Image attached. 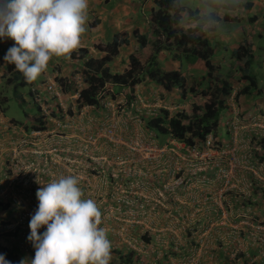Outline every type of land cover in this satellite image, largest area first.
Wrapping results in <instances>:
<instances>
[{
  "label": "rangeland",
  "instance_id": "374dc122",
  "mask_svg": "<svg viewBox=\"0 0 264 264\" xmlns=\"http://www.w3.org/2000/svg\"><path fill=\"white\" fill-rule=\"evenodd\" d=\"M124 1L100 0L96 7L90 2L86 23L89 33L126 32L132 43H135L136 33L150 37L145 15L154 6L152 0ZM241 1L236 13L227 12L231 21L214 24V32L206 30L210 23L202 24L197 35L205 33V38L215 48L214 65L223 68L218 77L228 76L231 71L238 75L230 80L233 92L228 99L229 109L219 122L215 146L220 149L234 145L237 150L239 164L235 184L240 191H246V198L256 187L255 199L248 205L240 201L242 198L234 197L236 190L231 196L223 197V201L236 202L235 205H214L222 184L210 168L200 172L208 181L201 176L188 178L185 174L179 175L182 180L185 177L190 179L179 189H174L175 175L173 177L172 171L164 176L158 174L167 160L170 169L178 162L173 156L160 159V155L148 150L168 142L163 138L156 140L154 134L145 130L142 119L155 116L152 111L160 106L186 113L193 102H201V99L188 95V100L183 103L178 99L179 91L171 95L162 94L161 88L152 83L136 86L131 96L127 88H120L113 94L110 92L105 103L111 106L104 107L102 111L84 109L78 113L72 108V101H68L66 96L63 98L67 107L65 111L84 123L82 130L75 133L79 137L85 136L90 142L84 145L70 133L66 143L74 154L67 155L80 166L71 170L69 175L78 178L83 198L97 202L102 213L99 227L107 232L112 245L111 254L112 251H134L139 257L138 264H243V257H238L240 254L249 263L253 259L264 261V203L260 201L264 191V162L256 158L259 148L253 141L264 138V102L254 98L255 92L252 96L237 95L245 83L238 82L237 62L231 56L239 46L248 47L251 53L261 52L262 59L258 61L255 73L264 84V0ZM182 4L191 9L198 8L200 16L208 13L205 5L197 0H182ZM136 7L140 11H136ZM217 14L223 17V12ZM251 19H255L253 23H250ZM183 23L188 25L192 22L184 20ZM87 46L90 57H99L93 44ZM78 49L70 54V57L75 55V60L70 58L61 64H49L45 71L47 76L54 72L67 76L72 88L67 92L70 95L81 82L80 71L86 60H79ZM132 53V45L121 48L111 72L128 69V56ZM189 67L191 69L185 68L183 72L188 85L205 77L200 64H189ZM42 79L41 75L32 84L36 85ZM21 80L26 87L19 84L15 88L8 86L5 79L0 83V245L14 255V264H20L24 258L30 264L35 249L28 240L29 222L38 207L36 192L62 176L61 171L51 164L56 158L50 153L51 135L46 131L39 135L30 132L34 129L26 116L44 119L40 111L37 113L28 94L30 83L23 75ZM204 83H210V80L206 78ZM108 90L113 91V88L107 87ZM2 97L5 103H1ZM50 105L58 104L52 100ZM37 127H40L39 123ZM233 127L236 128V136ZM108 130H112L110 136ZM103 133L105 135L101 136ZM198 146L203 148L202 144ZM151 156L152 160H149ZM150 161L153 165H148ZM222 206L223 215L218 214ZM45 230L42 227L38 231L42 234ZM249 254L255 256L251 259ZM116 263L117 255L114 253L110 264Z\"/></svg>",
  "mask_w": 264,
  "mask_h": 264
},
{
  "label": "trees",
  "instance_id": "16d2710c",
  "mask_svg": "<svg viewBox=\"0 0 264 264\" xmlns=\"http://www.w3.org/2000/svg\"><path fill=\"white\" fill-rule=\"evenodd\" d=\"M197 1L205 5L207 14L200 16L198 8L191 9L183 5L182 0H152L154 7L150 8L145 15L148 30L151 32L150 37L135 34L133 53L128 57V69L121 73L111 72L110 65L118 57L120 49L132 42L126 32L114 34L109 42L96 41L93 47L99 57H90L86 48L78 49L81 56L79 60L83 58L86 60L80 71L83 88L79 92L76 106L78 108L97 107L99 94L108 86H113L114 89L127 88L132 95L136 86H141L143 83H155L162 88L163 92L169 93L176 88L181 92L182 98L191 94L202 101L192 104L190 114L184 111L170 114L168 111L159 110L157 117L144 119L148 131L154 132L158 139L165 140L169 137L189 147L204 142L209 134L217 137L221 114L227 108L226 100L233 92L230 80L237 78L238 75L235 76L234 71H231L228 76L218 77V73H221L223 68L220 65H214V57L217 56L215 48L205 38V33L201 32L197 35V32L201 31L202 24L210 23L206 30L214 32V24L231 21L225 7L231 3V0ZM220 11L223 12L222 18L217 14ZM184 20L192 23L186 25L183 23ZM254 20L251 19L250 23ZM13 44L11 43L9 48ZM231 56L237 62L235 72L240 74L238 82L245 83L237 95L252 96L255 92L254 98H260L264 102V84L260 83L255 73V67L262 59L261 52L251 53L248 47L239 46L231 52ZM71 58L75 60V55L72 54ZM162 59L176 61L182 67L198 63L204 68L205 77L200 81L195 79L193 84L188 85L180 71L162 70ZM6 74L4 79L8 86L15 88L19 84L21 87H26V83L21 80L22 73L17 71L14 65L6 63ZM206 78L210 80V83H204ZM58 82L65 91L70 90L65 79L59 78ZM28 94L31 96L30 91ZM19 99L23 102L21 98ZM5 102L6 100L2 97L1 103ZM26 118L30 122H39L38 119L29 116ZM38 128L43 129L42 126L33 127V129ZM253 141L261 148V152L256 153V158L264 162V138H255ZM261 199L264 200V196ZM114 253L117 255L116 264H138L139 262V257L134 251L129 250L125 253L112 251V254ZM0 255H3L10 264L15 263L14 255L1 245ZM238 257H243V264H247L243 254Z\"/></svg>",
  "mask_w": 264,
  "mask_h": 264
},
{
  "label": "clouds",
  "instance_id": "9594fccd",
  "mask_svg": "<svg viewBox=\"0 0 264 264\" xmlns=\"http://www.w3.org/2000/svg\"><path fill=\"white\" fill-rule=\"evenodd\" d=\"M240 5L241 0H231V3L225 7L226 10L236 13ZM88 7L89 0H0V40L7 38L14 42L13 46L8 49L4 56V62L14 65L16 70L22 73L25 80L30 83V86L33 85L32 83L41 74L42 77L45 76L49 62L54 57H62L66 60L70 59V54L81 47L82 36L87 31ZM130 45L134 49V43L131 42L128 46ZM168 60L162 59V67L163 63ZM112 65H110V69ZM180 67L182 66L180 65ZM172 71H180L182 75L184 72L181 68ZM114 72L121 73L120 71ZM60 78L65 79L70 84L67 77L61 76ZM58 79L56 80L57 82ZM42 82L43 79L39 83ZM78 85L80 87L73 90L78 95L75 103L79 98L80 90L83 88L82 79ZM108 87L113 88V86ZM116 90L119 91L120 87H117V89L113 88V91L104 90L99 96L103 92L109 96L110 92L113 94L117 92ZM161 92L166 95L171 93L163 92L162 88ZM129 95H131L130 92ZM188 95L191 94H187L185 98ZM180 97L184 100L182 95ZM191 97L193 96L191 95ZM229 97L225 104L227 108L222 112L220 120L223 113L229 109ZM32 103L36 106L38 113L39 107L34 101ZM191 106L189 110H186V114H190ZM74 108L78 113L84 109H88L87 106L78 108L76 105ZM56 110H59V107L55 108L52 106L51 113L55 116ZM159 110L168 111L170 114L182 112L160 106L152 118L157 117ZM171 111L175 112L172 113ZM32 118L38 119L39 122H30L26 118L30 126L32 128L34 126L37 127L39 123L43 129L38 128L31 131H43L47 129L45 121L42 118H37L36 116ZM147 118L151 117L148 116ZM142 122L146 125L144 119H142ZM20 124L17 123L16 125ZM144 127L148 131L146 126ZM148 132L154 134V138L159 140L154 132ZM209 135L212 136L215 143L216 137H213L211 134ZM170 139L168 137L164 142ZM258 148L259 152H261V148L259 146ZM255 189L256 187L254 186L251 196L243 201L245 205H248V202H252L255 199ZM240 194L243 197L241 192L234 193L233 195L238 199ZM261 194L263 198L264 191ZM83 196L84 193L79 187V180L73 175L54 179L37 190L36 199L38 207L29 222L30 235L28 236V240L35 249L34 258L30 261V264H110L112 245L108 239L106 230L99 227L102 223L101 210L95 200L85 199ZM256 200L259 199L256 198ZM260 201L264 203V200L261 198ZM235 204L236 202L232 203V205ZM218 214H221V210H219ZM42 227L46 230L41 234L38 230ZM249 255H251L252 259V254ZM260 261L253 259L250 263L246 262L247 264H251L252 262ZM0 264H10V262L6 261L3 255H0ZM20 264H29V261L24 258L20 260Z\"/></svg>",
  "mask_w": 264,
  "mask_h": 264
},
{
  "label": "built area",
  "instance_id": "2783aa9c",
  "mask_svg": "<svg viewBox=\"0 0 264 264\" xmlns=\"http://www.w3.org/2000/svg\"><path fill=\"white\" fill-rule=\"evenodd\" d=\"M60 77L61 76L56 72L52 73L50 76H47L45 74L42 83L30 86L31 97L39 107V111L45 123H47L45 124L47 126V129L43 131L30 132L34 135H39L46 131L47 134L51 135L50 141L52 144L50 145V153L54 154V156L56 157L55 159H53V161H51V164L57 171H61V176H68L71 170L79 168L80 166L78 163H75V160L71 159L67 155L74 154L71 148H68V145L66 143V141L69 139L70 133L72 132V134L75 135L78 140L83 142L84 145L89 144L90 142H87L85 136L79 137L78 134L75 133V131L82 130L84 123L82 124L80 121H78L77 118H75L74 115H71L68 111H65L67 107L64 104L65 102L63 98L66 96L68 101H72L71 105L72 108H74V106L76 105L75 100L77 99L78 95L76 94V91H73L71 95L67 94V92L63 89V86L56 81V79ZM79 87L80 85H78L77 88ZM105 98H110V96H108L107 93L103 92L98 97L99 106L87 108L95 111H102L104 107H110V103H105ZM52 100L57 101L58 104L56 106L54 105V107H59V110L55 111L56 116L51 113L52 106L50 104ZM155 112L156 110L153 109L152 114H156ZM232 130L236 136V128L233 127ZM111 132L112 130H108L107 134L110 136ZM104 135L105 133H103L101 136ZM170 141H172L171 144L169 143ZM167 142L169 144L166 143L163 146L158 145V147H151V149L149 148L148 150L155 155H160V159H165L166 157L173 156V159L175 161L177 160L178 163H175V165L171 169L169 168L170 163H167L169 162L167 160L166 162H164L166 166L163 167L161 165V168L158 171V174H161L163 176L165 174H168V171H172L173 177L175 175L173 181V184L175 183V188L173 187L174 189L184 187L185 185H187V181L190 180L186 177L185 180H182L179 175L185 174V176H187L188 178L192 176H201L202 179L208 181V179L205 176L201 175L200 172L201 170L204 171V168H210L215 171L214 177L219 179L220 184H222V188L218 191L219 197L215 199L214 205H232V203H226L225 201H223V197L231 196V193L235 192V190L243 194V197H241V194L238 196V199L242 198V200H240L241 202L246 200V191H240V188L235 184L236 169L237 164H239V160L237 157V150L233 148L234 145L230 148L223 147L220 149H216L214 140L210 135L207 136L206 140L202 144L203 148L206 150L205 152H203L204 149L200 148L198 145L189 147L184 143L176 142L171 139ZM234 142L235 140H233V143ZM57 155H59L60 157H57ZM149 160H152V156L149 158ZM150 164L153 165L151 161L148 163V165ZM167 179L168 178H166V181ZM223 206L220 209L222 215L225 212L223 211Z\"/></svg>",
  "mask_w": 264,
  "mask_h": 264
},
{
  "label": "crops",
  "instance_id": "0c3cea01",
  "mask_svg": "<svg viewBox=\"0 0 264 264\" xmlns=\"http://www.w3.org/2000/svg\"><path fill=\"white\" fill-rule=\"evenodd\" d=\"M110 2H112V3H114V1L115 0H109ZM135 0H133L132 2H134ZM140 1V0H139ZM144 1V0H143ZM253 0H251V2H252ZM90 2H91V6H94V7H96L97 5H99L100 4V0H89V6H90ZM124 2H127V3H129V1H124ZM242 2V1H241ZM148 5L149 6H151V4H149L148 3ZM89 8V7H88ZM150 8H152V6L150 7ZM149 10V9H148ZM136 11H140V9L139 8H137L136 7ZM206 11V10H205ZM206 14V13H205ZM217 24V23H216ZM118 25H116V27H117ZM113 28V27H112ZM202 31H203V29H202ZM87 34L85 33V37H83L82 38V45H81V47L82 48H89L88 46H87V44L89 45V44H94L96 41H108L113 35H114V31H112L111 33H108V31H102V33H101V31H100V34H98L97 32H92V35H91V33H89V30L87 29ZM204 32V31H203ZM95 34H98V36L97 35H95ZM94 37V38H93ZM11 43H14L12 40H10V39H7V38H5V39H3V40H0V83L4 80V75H7L6 74V63L4 62V56H5V54L7 53V51H8V49H9V46H10V44ZM81 47H79V48H81ZM66 59H64V58H56V57H54L50 62H49V64H61V63H63L64 61H65ZM69 59H67L65 62H67ZM70 64H72V63H70ZM163 70H165V71H172V70H179L180 68L184 71L185 70V68L188 70V69H191V67H189V65H187V66H183V68L182 67H180V64L179 63H177V62H172V61H170V60H168V61H165L164 63H163ZM60 73H61V71H60ZM23 75V74H22ZM42 75V74H41ZM63 74H61V76H62ZM64 77H67V76H64ZM41 81V80H40ZM173 92V93H172ZM172 94H174L175 92H178V90L177 89H173L172 90ZM180 92V91H179ZM171 93H169L168 95H171ZM178 99H179V101L181 102H185V101H187L188 100V97H186V98H184V100H182L181 99V97L178 95Z\"/></svg>",
  "mask_w": 264,
  "mask_h": 264
}]
</instances>
